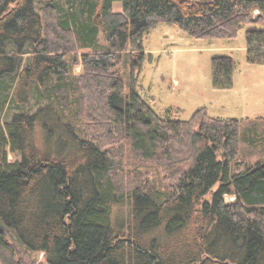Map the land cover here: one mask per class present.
<instances>
[{"label":"trees","instance_id":"16d2710c","mask_svg":"<svg viewBox=\"0 0 264 264\" xmlns=\"http://www.w3.org/2000/svg\"><path fill=\"white\" fill-rule=\"evenodd\" d=\"M160 22L230 39L264 0H0V264H264V117L157 114L137 81ZM245 35L264 64V29ZM233 71L214 56L212 87ZM123 141L169 182H124Z\"/></svg>","mask_w":264,"mask_h":264},{"label":"rangeland","instance_id":"374dc122","mask_svg":"<svg viewBox=\"0 0 264 264\" xmlns=\"http://www.w3.org/2000/svg\"><path fill=\"white\" fill-rule=\"evenodd\" d=\"M114 10H121L119 2L114 3ZM250 29H264V25L243 24L236 37L230 39H202L189 36L171 23L155 24L142 37L144 50L151 53L153 59H146L138 73L139 95L163 118L188 119L202 107L208 115L218 118L264 117V64L246 61L245 34ZM214 56L233 59V84L230 88L212 87L211 59ZM80 70L79 65L74 67L75 73ZM33 103L34 99H29V108H34ZM17 107L20 108L21 104L16 103L15 107L7 110L5 117L9 118ZM122 145V163L117 172L124 182L155 180L162 185L169 182L162 165L141 161L130 154L127 143L123 141ZM249 153L252 159L258 156L257 153ZM14 157V154H8L9 159ZM233 198L232 195H224L226 201ZM113 209L114 217L125 219L128 214L127 203ZM30 256L43 260L42 253H31Z\"/></svg>","mask_w":264,"mask_h":264}]
</instances>
